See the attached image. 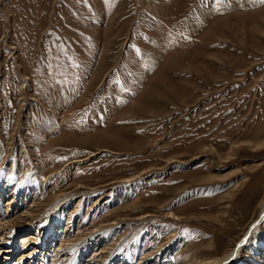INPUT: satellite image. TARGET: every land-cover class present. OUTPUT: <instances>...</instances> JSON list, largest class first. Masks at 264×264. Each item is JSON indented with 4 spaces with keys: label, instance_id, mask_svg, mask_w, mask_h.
I'll use <instances>...</instances> for the list:
<instances>
[{
    "label": "rangeland",
    "instance_id": "1",
    "mask_svg": "<svg viewBox=\"0 0 264 264\" xmlns=\"http://www.w3.org/2000/svg\"><path fill=\"white\" fill-rule=\"evenodd\" d=\"M263 203L264 0H0V262L220 264Z\"/></svg>",
    "mask_w": 264,
    "mask_h": 264
},
{
    "label": "bare ground",
    "instance_id": "2",
    "mask_svg": "<svg viewBox=\"0 0 264 264\" xmlns=\"http://www.w3.org/2000/svg\"><path fill=\"white\" fill-rule=\"evenodd\" d=\"M264 220V203L262 205L261 211L259 213L258 218L252 223L251 227H249V229L247 230L246 234L243 236V240L244 239H248L249 236L255 231H257L260 228V224L261 222ZM6 236V235H5ZM25 238V237H24ZM2 240V239H1ZM243 240L241 239V241L239 242V244L237 245V247L235 249H233L232 251H230V253H227V255L220 261V264H232V260L235 258V256L239 253L238 251L240 250L241 246L243 245ZM5 240H3L2 242L4 243ZM7 241V240H6ZM2 248V247H1ZM15 248V247H14ZM4 253H8V251L1 250V252ZM0 252V253H1ZM68 260V259H66ZM72 260V258H69V263ZM7 262H9V257H7L6 260H3L0 262V264H7ZM215 261H210V260H206L205 264H214ZM18 264H21L18 263Z\"/></svg>",
    "mask_w": 264,
    "mask_h": 264
}]
</instances>
